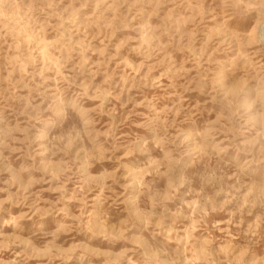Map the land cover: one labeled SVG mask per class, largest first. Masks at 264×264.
<instances>
[{"label":"rangeland","instance_id":"obj_1","mask_svg":"<svg viewBox=\"0 0 264 264\" xmlns=\"http://www.w3.org/2000/svg\"><path fill=\"white\" fill-rule=\"evenodd\" d=\"M263 91L264 0H0V264H264Z\"/></svg>","mask_w":264,"mask_h":264},{"label":"bare ground","instance_id":"obj_2","mask_svg":"<svg viewBox=\"0 0 264 264\" xmlns=\"http://www.w3.org/2000/svg\"><path fill=\"white\" fill-rule=\"evenodd\" d=\"M257 31H258V29L253 30L254 34H257L258 33ZM263 95H264V91H263Z\"/></svg>","mask_w":264,"mask_h":264}]
</instances>
